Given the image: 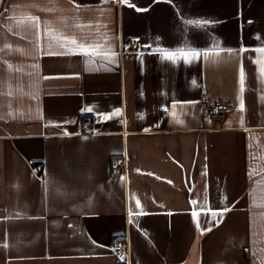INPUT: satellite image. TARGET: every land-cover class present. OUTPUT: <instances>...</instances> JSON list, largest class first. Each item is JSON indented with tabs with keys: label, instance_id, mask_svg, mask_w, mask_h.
Returning <instances> with one entry per match:
<instances>
[{
	"label": "crops",
	"instance_id": "0c3cea01",
	"mask_svg": "<svg viewBox=\"0 0 264 264\" xmlns=\"http://www.w3.org/2000/svg\"><path fill=\"white\" fill-rule=\"evenodd\" d=\"M257 49L264 0H0V264H264Z\"/></svg>",
	"mask_w": 264,
	"mask_h": 264
},
{
	"label": "snow or ice",
	"instance_id": "6c2138e0",
	"mask_svg": "<svg viewBox=\"0 0 264 264\" xmlns=\"http://www.w3.org/2000/svg\"><path fill=\"white\" fill-rule=\"evenodd\" d=\"M33 20H36V18H32ZM189 23L194 24L197 27H203L204 25H206L207 23H209V21H202V20H196V21H189ZM74 43V42H72ZM258 52L260 51H264L262 49H257ZM161 52L163 53L162 55V59H166L172 62H176L177 59H183L185 62H191L192 59L200 56V55H205L207 56L208 53L207 52H200L197 50H189L188 52L182 51V50H169V49H161ZM83 55H96L97 53L93 50V51H85L82 53ZM106 58H108L106 56ZM112 58L114 59V54L112 55ZM262 71H264V69H262ZM47 78V77H46ZM241 83L243 84V70L241 69ZM241 110H243V103L241 102L240 105ZM81 111H87V112H94L95 109L94 108H84L81 109ZM119 110H116V112L113 113V115L118 114ZM97 115H101V116H107V118H111V116H108V114H100L97 113ZM193 203H195V201H193ZM137 205L139 206V202L137 201ZM216 216H220L222 215V212H215L213 213ZM193 217L196 218L198 217L199 213L196 211H193L192 213ZM71 227V226H70Z\"/></svg>",
	"mask_w": 264,
	"mask_h": 264
},
{
	"label": "built area",
	"instance_id": "2783aa9c",
	"mask_svg": "<svg viewBox=\"0 0 264 264\" xmlns=\"http://www.w3.org/2000/svg\"><path fill=\"white\" fill-rule=\"evenodd\" d=\"M132 45H136L135 41H131ZM130 44V45H131ZM232 109V103L226 98H217L206 105V111L212 117H219L223 112ZM89 121L86 120L83 127L87 128ZM125 170V163L122 161L113 167L114 173ZM126 239H118L114 243V250L117 254L123 255L128 252L129 246Z\"/></svg>",
	"mask_w": 264,
	"mask_h": 264
}]
</instances>
